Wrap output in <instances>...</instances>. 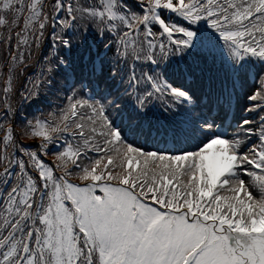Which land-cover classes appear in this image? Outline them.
I'll list each match as a JSON object with an SVG mask.
<instances>
[{
  "label": "snow or ice",
  "instance_id": "6c2138e0",
  "mask_svg": "<svg viewBox=\"0 0 264 264\" xmlns=\"http://www.w3.org/2000/svg\"><path fill=\"white\" fill-rule=\"evenodd\" d=\"M0 30V264H264V0H0ZM46 39L21 100L65 94L17 133Z\"/></svg>",
  "mask_w": 264,
  "mask_h": 264
},
{
  "label": "trees",
  "instance_id": "16d2710c",
  "mask_svg": "<svg viewBox=\"0 0 264 264\" xmlns=\"http://www.w3.org/2000/svg\"><path fill=\"white\" fill-rule=\"evenodd\" d=\"M2 31V30H0ZM7 35V33H5ZM51 40H45L39 49H32L33 55L30 59H27V51L25 52L26 60L25 63L28 65V67L21 71V68H16L15 72L13 73V93H10L7 98V103H10L13 106V109L18 113V115L9 117L8 121H5L4 123H12L15 126V130L17 133L20 132V130L23 127L22 122H26L27 120H32L33 118H43L46 117L49 111L53 110L55 104L57 103L56 100L60 99L62 100L64 92H61L60 98L56 94H53L52 92H46L41 91V96L37 98V101L35 103H32L31 101H22L21 100V93L26 91V86L29 85V80L35 78V74L39 72L41 62H43L44 58L49 56L50 53L53 51V49L50 47ZM10 49H15V39H13L11 46L5 45L2 42H0V109L4 107L5 104V94L3 92V88L5 86L4 81L7 78V68H8V60L10 59ZM65 55H68L67 52L64 53ZM64 66H59L57 69L60 71ZM64 81L60 79V85L63 88L64 87ZM250 86H252V83H249ZM51 99V100H50ZM39 110V111H35ZM198 111V110H197ZM242 112H239L237 107L234 109L233 117L231 116V120L227 123L226 127H228L229 124H231L230 131L233 130L236 126V121L241 115ZM218 115V113H215ZM0 115H3L2 112H0ZM217 123H221V121L218 119ZM224 124V121H223ZM2 135V133H0ZM20 137L18 136V139ZM22 143L24 141L22 140ZM38 142L36 143L37 146ZM31 149V150H36ZM30 150V149H29ZM49 159L48 163H51L53 160Z\"/></svg>",
  "mask_w": 264,
  "mask_h": 264
},
{
  "label": "rangeland",
  "instance_id": "374dc122",
  "mask_svg": "<svg viewBox=\"0 0 264 264\" xmlns=\"http://www.w3.org/2000/svg\"><path fill=\"white\" fill-rule=\"evenodd\" d=\"M252 83V81L250 80L249 81V83ZM51 100V99H50ZM57 101V103L59 102V104L60 103H62V100H60V99H58V100H56ZM58 104H55V106L53 107L54 109H55V107L57 106ZM235 107H236V105H235V102H233V108H232V110L229 112V114H228V116L227 117H225L224 118V122H226V119H228V122L231 120V116L233 117V114H234V109H235ZM35 111H39V110H35ZM177 119L179 120V119H182L183 118V116H184V111H183V108H178V110H177ZM241 115H246L245 113H241ZM230 117V118H229ZM161 123H163V122H161ZM232 131V130H231ZM165 139L166 138H161V137H157V141H159V143H156V141H153L155 144H154V146L156 147H158L159 146V148H168V147H170V144L169 143H165ZM253 140H255L256 138L255 137H253L252 138ZM149 140V139H148ZM23 141H24V146L25 147H28L30 150L31 149H35V146H36V143L38 142V141H36V142H33V141H28L27 139H23ZM185 147H187V145H185ZM51 148H56L55 146H51ZM55 149L52 151V149L49 151V154H48V157L50 158V159H54V153H55ZM73 179L75 180V177H73ZM246 180H247V178H245Z\"/></svg>",
  "mask_w": 264,
  "mask_h": 264
}]
</instances>
